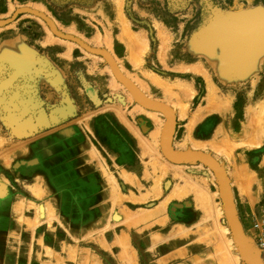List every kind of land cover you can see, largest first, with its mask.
<instances>
[{"label":"rangeland","instance_id":"obj_1","mask_svg":"<svg viewBox=\"0 0 264 264\" xmlns=\"http://www.w3.org/2000/svg\"><path fill=\"white\" fill-rule=\"evenodd\" d=\"M0 184V264H262L264 0H0Z\"/></svg>","mask_w":264,"mask_h":264},{"label":"crops","instance_id":"obj_2","mask_svg":"<svg viewBox=\"0 0 264 264\" xmlns=\"http://www.w3.org/2000/svg\"><path fill=\"white\" fill-rule=\"evenodd\" d=\"M82 152H84L83 154H86L90 148L88 147V145L84 144V147L81 149ZM176 226H180V224ZM174 230V229H173ZM93 240H96V239H93ZM105 241L100 239V238H97L96 241H92L90 244H88L86 247L82 248V260H81V264H103L100 256H99V253L102 251L104 252V248L103 246L105 245ZM0 245L1 246H6L7 243H4V241H1L0 242ZM89 245H93L95 246L94 248L89 246ZM182 244L178 243L177 241H173L172 242V245L169 246L168 248V255H174V254H178V256H180V254L182 252H184V249L181 247ZM40 248L38 249L39 250V262L42 264V262H44L45 258H43L44 254L46 253H55L56 250H54L53 248L49 247V246H46L45 244L42 245H39ZM96 249V250H94ZM3 252V250H1ZM49 251V252H48ZM50 254V253H49ZM113 258H117L115 255ZM113 262H115V264H120L119 261L117 260H113Z\"/></svg>","mask_w":264,"mask_h":264},{"label":"bare ground","instance_id":"obj_3","mask_svg":"<svg viewBox=\"0 0 264 264\" xmlns=\"http://www.w3.org/2000/svg\"><path fill=\"white\" fill-rule=\"evenodd\" d=\"M50 21V20H49ZM65 32V31H64ZM122 33V32H121ZM125 34L127 35V33L125 32ZM49 42H51V43H54V39H52L53 37H52V35L50 34V32H49ZM125 37V36H124ZM75 39V38H74ZM76 40V39H75ZM53 41V42H52ZM56 41V40H55ZM76 41H78V40H76ZM128 41V40H127ZM79 42V41H78ZM81 43V42H80ZM129 43H130V45H131V47H132V49H134V51L135 52H138L139 51V48H140V46H142V45H140L139 44V39L137 38V37H134V36H130V38H129ZM81 44H83V43H81ZM73 45V44H72ZM84 45V44H83ZM67 49V48H66ZM140 53V52H139ZM137 54V53H136ZM109 61H111V60H109ZM113 65V64H112ZM199 71V70H198ZM113 72V76H115V73H114V70L112 71ZM116 72V71H115ZM117 76V75H116ZM112 77V76H111ZM126 78V77H125ZM122 79L124 80V81H126V79H124L123 77H122ZM112 84H113V86H114V88H117V85H118V83L116 82L117 80H115V78L113 77V79H112ZM123 81V82H124ZM127 82V81H126ZM119 85H121L122 86V84H119ZM118 85V86H119ZM110 87V86H109ZM131 88V87H130ZM210 89V88H209ZM115 90V89H114ZM131 91V90H130ZM211 91V90H210ZM209 91V92H210ZM91 92V91H90ZM134 93H135V91H133ZM95 93V92H94ZM210 94V93H209ZM127 95V94H126ZM125 95V96H126ZM135 95L137 96V94L135 93ZM90 97H91V101L92 100H94L93 102H95L96 101V97H95V95L91 92L90 93ZM128 99L130 100H132L133 99V97L131 96V94L130 95H128ZM209 99V98H208ZM97 102V101H96ZM161 107V106H160ZM209 107V106H208ZM163 110H165L163 107H161ZM138 109H140L139 107L137 108V110ZM199 110V109H198ZM62 112V111H61ZM67 112V111H66ZM139 112H142V110L140 109L139 110ZM199 112V111H198ZM65 114V113H64ZM37 117H36V120H32V119H26L24 122H22V124H21V126H20V130L21 131H26L27 132V130H34V126L38 123V126H40V127H42V124L43 125H45V123L48 121V118H47V116L44 114V113H41V111H40V113H37ZM61 115V114H60ZM195 115V114H194ZM193 115V116H194ZM64 116V115H63ZM150 116V115H149ZM202 116H203V112H201V110H200V112L195 116V118L193 119V120H191L192 122H191V125H192V123L194 124V121L197 119V118H202ZM151 117V116H150ZM59 118V117H58ZM153 120H154V118L155 117H151ZM199 118V119H200ZM55 119V118H54ZM198 119V120H199ZM56 121V120H55ZM57 122V121H56ZM41 124V125H40ZM37 126V127H38ZM193 126V125H192ZM192 126H190V127H192ZM36 127V126H35ZM44 128V127H43ZM189 129H191V128H189ZM189 129H188V132H189ZM32 130V131H33ZM14 131H16V130H14ZM20 131V132H21ZM17 132V131H16ZM186 141V140H185ZM170 153V152H169ZM16 164V163H15ZM19 165H17V166H15L14 168H16V167H18ZM0 189H4V186L2 185V184H0ZM228 196V195H227ZM228 198V197H227ZM227 200V199H226ZM229 202V201H228ZM39 212H38V216H42L43 215V212L45 211H43V209L41 208V207H39V210H38ZM43 217V216H42ZM41 218V217H40ZM231 218V217H230ZM117 219V218H116ZM234 223V222H233ZM227 247V246H226ZM259 252V251H258ZM256 256H257V254H256ZM252 261V259H250V262Z\"/></svg>","mask_w":264,"mask_h":264},{"label":"built area","instance_id":"obj_4","mask_svg":"<svg viewBox=\"0 0 264 264\" xmlns=\"http://www.w3.org/2000/svg\"><path fill=\"white\" fill-rule=\"evenodd\" d=\"M258 244H259V249L261 252L262 264H264V228L261 231V235H260Z\"/></svg>","mask_w":264,"mask_h":264}]
</instances>
